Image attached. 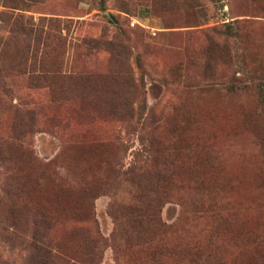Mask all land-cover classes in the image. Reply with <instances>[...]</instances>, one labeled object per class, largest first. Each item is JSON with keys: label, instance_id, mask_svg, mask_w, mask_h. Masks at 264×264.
I'll use <instances>...</instances> for the list:
<instances>
[{"label": "rangeland", "instance_id": "374dc122", "mask_svg": "<svg viewBox=\"0 0 264 264\" xmlns=\"http://www.w3.org/2000/svg\"><path fill=\"white\" fill-rule=\"evenodd\" d=\"M262 86L264 0H0V264H32L37 203L76 250L88 208L107 239L115 202L133 225L153 133L175 150L168 263L264 264Z\"/></svg>", "mask_w": 264, "mask_h": 264}, {"label": "trees", "instance_id": "16d2710c", "mask_svg": "<svg viewBox=\"0 0 264 264\" xmlns=\"http://www.w3.org/2000/svg\"><path fill=\"white\" fill-rule=\"evenodd\" d=\"M139 118L146 121L149 116L140 114ZM157 140L153 133L148 144L136 152V160L125 172L133 180L141 176L139 186L141 182L144 186L141 204L121 206V209H127V214H131L133 225L125 221L122 217L124 214L115 215V202L111 210L116 220L115 229L110 239H107L98 229L93 208H88L84 213L85 217L78 220L86 221L85 225L74 224L75 226L71 227V231L78 233L76 250V246L68 245L63 238L54 236V230L63 213L37 203L31 213L27 239L31 263L100 264L105 247L111 246L117 264H135L132 261L134 256H137L136 264H169L164 253L168 247L163 242L164 236L174 228V224H169L163 219L162 208L170 201L169 190L172 185H178V181L174 173L175 150L171 144H163ZM17 235L22 237L18 232Z\"/></svg>", "mask_w": 264, "mask_h": 264}]
</instances>
